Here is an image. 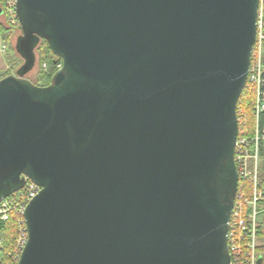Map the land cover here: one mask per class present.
<instances>
[{
  "label": "water",
  "instance_id": "1",
  "mask_svg": "<svg viewBox=\"0 0 264 264\" xmlns=\"http://www.w3.org/2000/svg\"><path fill=\"white\" fill-rule=\"evenodd\" d=\"M260 3L16 0L0 201L25 177L40 187L16 264H229ZM41 39L61 59L48 85L26 78Z\"/></svg>",
  "mask_w": 264,
  "mask_h": 264
},
{
  "label": "built area",
  "instance_id": "2",
  "mask_svg": "<svg viewBox=\"0 0 264 264\" xmlns=\"http://www.w3.org/2000/svg\"><path fill=\"white\" fill-rule=\"evenodd\" d=\"M16 0H4L0 5L2 14L10 24L19 26L15 12ZM256 38L252 48L250 66L246 84L253 87L255 98L253 112L255 126L252 134L238 131L234 144V162L239 181H247L252 185L250 196L243 187L236 193L227 228V249L229 264H257L260 245L258 231L264 224V192L257 189L258 161L264 146V122L259 123V115L264 112V14L259 6L257 15ZM5 45L1 46L4 50ZM61 63L57 64L60 67ZM44 66V64H43ZM40 187L25 177L23 187L14 191L0 201V222L14 219L15 233L12 248L7 250L0 233V264H16L22 249L27 242V230L24 211Z\"/></svg>",
  "mask_w": 264,
  "mask_h": 264
},
{
  "label": "trees",
  "instance_id": "3",
  "mask_svg": "<svg viewBox=\"0 0 264 264\" xmlns=\"http://www.w3.org/2000/svg\"><path fill=\"white\" fill-rule=\"evenodd\" d=\"M3 1L4 0H0V5L3 4ZM261 2H262L263 14H264V0H261ZM18 28L20 29V26ZM10 29H14V27L11 26ZM0 32L3 36V39L8 44V53H7L8 63L10 65V68L14 69L16 73L20 67V66L15 67L19 59L18 56L19 54L17 53L15 47L13 48L12 45L10 44L11 32L9 29H6L1 23H0ZM36 49L39 53L40 65H39L38 76L39 79H41L40 85H48L51 81V77L53 73L58 69L57 64L61 63V59L51 52L47 42L44 39L40 40ZM8 74H13L12 71H10V69L4 72L1 75V77ZM253 102H254V90L250 85L246 84L239 96L236 106V113L238 118L239 131L245 130L246 133L248 134L252 133L255 123V118L252 110ZM258 121L260 124L264 122V112H262L259 115ZM241 187H243L246 195L250 196L252 191L251 183L240 180L238 191L241 190ZM256 187L258 190L264 192V146L262 147L260 153V163H259ZM260 206H264V201L260 203ZM0 233L4 238L5 246L7 250H10L12 248V243L15 233V224L13 218H11L7 222H0ZM258 237L259 239H263V242H260V245L258 247V252L259 255L261 256L260 264H264V224L260 227L258 231Z\"/></svg>",
  "mask_w": 264,
  "mask_h": 264
},
{
  "label": "rangeland",
  "instance_id": "4",
  "mask_svg": "<svg viewBox=\"0 0 264 264\" xmlns=\"http://www.w3.org/2000/svg\"><path fill=\"white\" fill-rule=\"evenodd\" d=\"M260 6L262 8V2L260 3ZM263 11V10H262ZM2 25L6 28V29H9L11 34H10V44L12 45V47L14 48L15 47V44H16V40L18 38V36L21 35V29H19L17 25L15 24H10L9 22L6 21V17L4 16V21L2 23ZM14 27V29H10V27ZM19 56V55H18ZM35 57H36V60H35V65L34 67L26 74V78H28L31 82L37 84V85H40L41 84V79H39V76H38V72H39V53L37 51V49L35 50ZM18 58V57H17ZM23 63V59L19 56V59H18V62L16 64L15 67H18L20 66L21 64ZM10 71H12L13 74H15V70L14 69H11L10 68ZM252 87V86H251ZM253 88V87H252ZM254 90V89H253ZM254 98H255V92H254ZM252 110H253V106H252ZM253 115H254V112H253ZM255 118V116H254ZM254 126H255V123H254ZM243 132L245 130H242ZM254 131V128L252 130V132ZM246 132V131H245ZM252 134V133H251ZM260 163V159L258 161V164ZM259 169V168H258ZM259 242H263V239H259Z\"/></svg>",
  "mask_w": 264,
  "mask_h": 264
},
{
  "label": "crops",
  "instance_id": "5",
  "mask_svg": "<svg viewBox=\"0 0 264 264\" xmlns=\"http://www.w3.org/2000/svg\"><path fill=\"white\" fill-rule=\"evenodd\" d=\"M3 21H4V15L1 12L0 13V23L2 24ZM3 45H5L6 47L4 50L1 49V46ZM7 53H8V44L3 39V36L0 32V77L4 72L10 69V65L7 60Z\"/></svg>",
  "mask_w": 264,
  "mask_h": 264
}]
</instances>
